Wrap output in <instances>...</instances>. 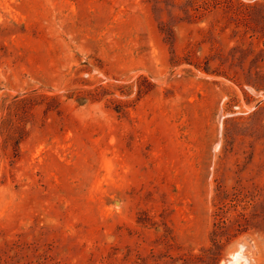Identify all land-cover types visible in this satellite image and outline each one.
I'll list each match as a JSON object with an SVG mask.
<instances>
[{
	"label": "rangeland",
	"instance_id": "1",
	"mask_svg": "<svg viewBox=\"0 0 264 264\" xmlns=\"http://www.w3.org/2000/svg\"><path fill=\"white\" fill-rule=\"evenodd\" d=\"M264 264V0H0V264Z\"/></svg>",
	"mask_w": 264,
	"mask_h": 264
},
{
	"label": "bare ground",
	"instance_id": "2",
	"mask_svg": "<svg viewBox=\"0 0 264 264\" xmlns=\"http://www.w3.org/2000/svg\"><path fill=\"white\" fill-rule=\"evenodd\" d=\"M228 264H236V259H233V261L229 262Z\"/></svg>",
	"mask_w": 264,
	"mask_h": 264
}]
</instances>
